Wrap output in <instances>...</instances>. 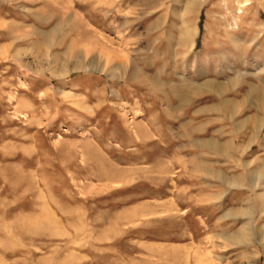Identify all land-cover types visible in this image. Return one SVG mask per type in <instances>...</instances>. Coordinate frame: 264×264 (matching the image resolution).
Masks as SVG:
<instances>
[{
    "label": "rangeland",
    "instance_id": "1",
    "mask_svg": "<svg viewBox=\"0 0 264 264\" xmlns=\"http://www.w3.org/2000/svg\"><path fill=\"white\" fill-rule=\"evenodd\" d=\"M190 1L0 0V264H264V0Z\"/></svg>",
    "mask_w": 264,
    "mask_h": 264
},
{
    "label": "bare ground",
    "instance_id": "2",
    "mask_svg": "<svg viewBox=\"0 0 264 264\" xmlns=\"http://www.w3.org/2000/svg\"><path fill=\"white\" fill-rule=\"evenodd\" d=\"M205 1L206 0H191L187 4L188 5L186 7L187 12L190 13L192 11L193 12L196 11L197 8L200 7V5H202ZM238 2H239V5H240V8H241L242 6L246 5L248 0H239ZM187 22H188L187 25H189L190 24L189 21H187ZM191 28L188 26L187 29L185 28V30H183V32L181 33L184 36V44L189 46L190 48L192 46H194L193 37H194L195 31L197 30V28L195 30H192L193 28L192 29ZM182 42H183V40H182ZM232 55L234 57H236L238 60H240V58L242 57L243 53L240 50H237V51L233 52ZM121 63H123V62H121ZM241 80H242L241 77L238 76L237 80L234 79L232 81V84H233L232 86H235L236 84L240 83ZM230 86H231V82H229V81L223 83V82L215 81V80H206L203 84L194 83V82H191V81L190 82H188V81L184 82L183 81V84H180V86H178V89H179V91L181 93V98L183 100L187 101L189 99V97L191 98V97H193L195 95H200L201 96V94L204 91H206V90L209 91V92H215L216 91V92H219L220 94H224L225 92H227L229 90ZM232 86H231V88H232ZM249 92L251 93V95H253V97H255L257 99L258 105L263 111L264 110V88L261 89L258 85H255V83H254V84L250 85ZM224 106H225L226 111L230 115L236 113V111L238 110V105L233 100L226 101L224 103ZM231 149H232L231 141H228L222 146L220 151L223 152V153H228L229 150H231ZM214 264H218L217 261H216V263L214 262Z\"/></svg>",
    "mask_w": 264,
    "mask_h": 264
}]
</instances>
